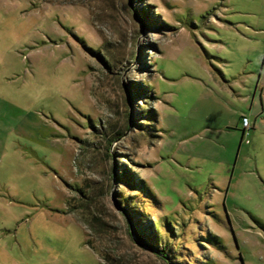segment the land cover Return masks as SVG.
<instances>
[{
	"label": "rangeland",
	"instance_id": "obj_1",
	"mask_svg": "<svg viewBox=\"0 0 264 264\" xmlns=\"http://www.w3.org/2000/svg\"><path fill=\"white\" fill-rule=\"evenodd\" d=\"M263 58L264 0H0V264H264Z\"/></svg>",
	"mask_w": 264,
	"mask_h": 264
},
{
	"label": "built area",
	"instance_id": "obj_2",
	"mask_svg": "<svg viewBox=\"0 0 264 264\" xmlns=\"http://www.w3.org/2000/svg\"><path fill=\"white\" fill-rule=\"evenodd\" d=\"M241 122H242L243 129H248L250 127L248 118L246 116H242Z\"/></svg>",
	"mask_w": 264,
	"mask_h": 264
},
{
	"label": "crops",
	"instance_id": "obj_3",
	"mask_svg": "<svg viewBox=\"0 0 264 264\" xmlns=\"http://www.w3.org/2000/svg\"><path fill=\"white\" fill-rule=\"evenodd\" d=\"M262 71H264V65L262 64ZM264 87V84L262 83V81L260 80V77H258V80H257V85H256V88L258 87ZM261 98V97H260ZM243 128V126H242Z\"/></svg>",
	"mask_w": 264,
	"mask_h": 264
},
{
	"label": "trees",
	"instance_id": "obj_4",
	"mask_svg": "<svg viewBox=\"0 0 264 264\" xmlns=\"http://www.w3.org/2000/svg\"><path fill=\"white\" fill-rule=\"evenodd\" d=\"M262 64L264 65V58H263ZM140 236L143 237V236H142V232H141V235H140ZM155 249H156V248H154V250H155ZM161 250H162V249H161ZM161 253H162V252H161ZM161 253H160V254H161Z\"/></svg>",
	"mask_w": 264,
	"mask_h": 264
}]
</instances>
